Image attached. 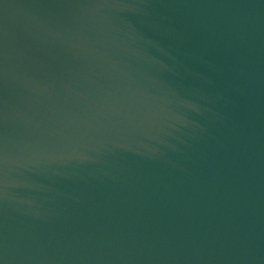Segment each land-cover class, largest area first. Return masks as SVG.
I'll return each mask as SVG.
<instances>
[{"label":"water","instance_id":"95a60500","mask_svg":"<svg viewBox=\"0 0 264 264\" xmlns=\"http://www.w3.org/2000/svg\"><path fill=\"white\" fill-rule=\"evenodd\" d=\"M0 264H264V0H0Z\"/></svg>","mask_w":264,"mask_h":264}]
</instances>
